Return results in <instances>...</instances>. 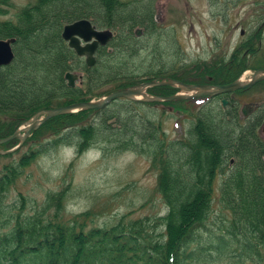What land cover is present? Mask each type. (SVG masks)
<instances>
[{"label":"trees","instance_id":"trees-1","mask_svg":"<svg viewBox=\"0 0 264 264\" xmlns=\"http://www.w3.org/2000/svg\"><path fill=\"white\" fill-rule=\"evenodd\" d=\"M83 17L117 32L109 47L100 46L94 66L62 36L65 23ZM137 27L144 28V36L136 35ZM160 30L164 33L153 4L141 0H33L13 18L0 20V38L17 39L14 60L0 71V137L39 110L91 100L146 79L199 82L211 75L226 83L249 67H241L236 50L225 65H199L197 73L180 75L175 64L165 67L158 61ZM148 37L149 58L143 45ZM69 70L83 73L81 84H67ZM149 91L171 95L177 88L157 85ZM216 98L120 97L104 108L54 116L19 149L0 152L5 159L0 167V264H214L229 258L264 264V112L244 117L237 101L225 108ZM159 102L170 108L161 111ZM175 112L191 123L176 136L164 126ZM15 144L17 139L0 148ZM60 145L74 147L78 155L93 147L148 155L167 212L99 226L91 224V210L68 217L67 187L48 191L42 200L15 194L28 168Z\"/></svg>","mask_w":264,"mask_h":264},{"label":"rangeland","instance_id":"rangeland-1","mask_svg":"<svg viewBox=\"0 0 264 264\" xmlns=\"http://www.w3.org/2000/svg\"><path fill=\"white\" fill-rule=\"evenodd\" d=\"M32 1L0 0V20L13 18L17 11ZM141 1L153 4L157 25L164 29V33L160 30L163 40L162 55L158 61L162 60L165 67L169 63L175 64L180 75H183L184 70L190 76L191 72L197 73L199 65L227 64L238 50L243 37L250 35L261 23L258 17H264V0ZM261 31L255 43L258 52H248L245 57L240 54L241 67H252L241 74L245 80L253 75L254 68L264 65V29ZM144 33L143 29L142 34L137 36H144ZM261 37L263 42L259 44ZM143 42V45H147L144 54L149 58L152 54V40L148 37ZM138 61L141 62L140 59ZM239 96L257 100L264 105V81L239 93ZM96 98L100 97L93 99ZM216 101L221 103V98H216ZM245 101L243 99L240 108ZM158 107L161 111L170 108L161 102ZM262 112L264 110L257 109L254 115ZM164 126L176 136L184 133L191 123L175 112L165 118ZM260 133L264 138V125ZM4 160L0 158V167ZM157 180L158 171L146 154L132 150L103 152L93 147L78 155L74 147L60 145L41 155L28 168L18 181L15 194L22 191L28 197L42 200L48 191L67 187L68 217L91 210L94 216L92 225L108 226L124 217L154 218L165 214L168 208L157 189ZM214 264L253 263H236L234 258H229Z\"/></svg>","mask_w":264,"mask_h":264},{"label":"water","instance_id":"water-1","mask_svg":"<svg viewBox=\"0 0 264 264\" xmlns=\"http://www.w3.org/2000/svg\"><path fill=\"white\" fill-rule=\"evenodd\" d=\"M142 32L143 28L138 27L136 29L137 35L142 34ZM115 34L116 32L113 29L101 28L90 18L85 17L65 23L62 29L63 38L68 42L70 47L75 49L78 55L85 57L86 63L89 66L95 65L97 62L98 47L100 45H107L114 38ZM16 40V37L0 38V71L4 66L9 65L14 60L16 55L14 44ZM65 78L69 86L75 87L78 85V81H82L83 73L69 70L66 72ZM262 80H264V68L256 69L253 75L247 80L240 77L225 84L190 83L173 77L145 80L133 86L117 88L100 98L75 101L69 104L39 110L13 133L0 137V144L15 139L19 140L14 147L8 150L0 149V152L6 153L19 149L34 130L38 129L43 123L54 116L84 109L104 108L113 100L120 97L142 101H169L199 95H215L230 92L239 88L251 87ZM157 85H170L180 88L181 91L171 95H159L149 92L148 89L150 87ZM226 101L227 99H224V102ZM256 105L253 104L252 108L256 107ZM246 106L248 104L243 107V111L245 114H248Z\"/></svg>","mask_w":264,"mask_h":264},{"label":"flooded vegetation","instance_id":"flooded-vegetation-1","mask_svg":"<svg viewBox=\"0 0 264 264\" xmlns=\"http://www.w3.org/2000/svg\"><path fill=\"white\" fill-rule=\"evenodd\" d=\"M262 17L263 16H259L258 17V20L261 21L259 26L252 33H250V35H247L246 37L244 36L242 41H241V43H240V45L238 46L237 49L240 51L241 57H245L247 55V53L250 52V50L252 48H255V43H256L257 37L260 36V34L262 33L261 30L264 29V17L263 18ZM243 35H245L244 30H243ZM262 42L263 41H262V37H261V38H259L258 43L262 44ZM106 46L109 47V44H107ZM109 50H110V48H109ZM256 50H258V49H256ZM256 50H254V52H258ZM249 68H252V67L249 66ZM258 68H264V65L261 66V67H258ZM201 80L202 81L195 82V83H199V84H219L218 82L214 81V77L211 76V75H207L206 78H202ZM257 84H255V85H257ZM255 85H253L251 87H248V88H242L241 90L239 89V90H236V91L228 92V93H222V94H218V95H210V97H212V98L217 97V96L220 97L221 98V103L223 104V106L225 108L228 107L229 105H231L234 101H237L239 103V107H240L241 102L243 101V99H245L246 101L243 103L242 107H244L246 104H248V106H246V111L249 113V115H247V116H252L257 111V109L264 110V105L259 103V101H257V100L247 99V97L242 98V97L239 96V93H244V92L252 89ZM224 99H227V101L224 102ZM253 104H257L256 107L252 108ZM242 111H243V108H242ZM243 116H245V115L243 114Z\"/></svg>","mask_w":264,"mask_h":264}]
</instances>
